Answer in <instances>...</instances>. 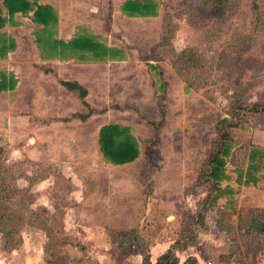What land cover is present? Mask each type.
<instances>
[{"label":"rangeland","instance_id":"obj_1","mask_svg":"<svg viewBox=\"0 0 264 264\" xmlns=\"http://www.w3.org/2000/svg\"><path fill=\"white\" fill-rule=\"evenodd\" d=\"M37 1L57 9L59 38L83 28L127 57L45 61L35 42L40 26L24 14L9 19L16 49L0 56V68L14 67L18 82L0 93V195L24 220L15 249L0 233V264H49L60 253L66 264H120L109 244L113 227L138 225L150 243L173 242L183 216L207 197L201 170L224 118L235 123L227 178L207 199L196 247L177 252L180 264L194 252L202 258L188 264H264L257 252L264 236L252 249L237 228L238 216L264 208V112L252 116L239 106L264 93V0H257L260 15L254 0H232L231 13L219 17L200 16L203 0H157L151 17L127 15L126 0ZM60 79L85 85L89 106ZM110 123L131 127L140 146L134 161L103 157L99 132ZM255 148L261 151L251 160ZM251 176L258 181L246 182ZM222 211L229 233L216 225ZM62 237L69 243L60 245ZM231 247L236 256L223 259Z\"/></svg>","mask_w":264,"mask_h":264},{"label":"trees","instance_id":"obj_2","mask_svg":"<svg viewBox=\"0 0 264 264\" xmlns=\"http://www.w3.org/2000/svg\"><path fill=\"white\" fill-rule=\"evenodd\" d=\"M234 8L232 0H203L200 16H225L231 13ZM254 8L260 15L259 4L254 0ZM160 3L157 0H126L122 4V10L132 17H151L159 13ZM24 14L30 16L32 21L39 25V29L35 32V42L40 50L43 60H89L101 59L119 61L127 57L126 51L121 47L110 46L101 40L100 36L79 28L78 32L71 39L65 40L57 36L59 26V14L57 9L48 3H39L37 0H0V28H3L9 19L16 14ZM0 34V40L1 38ZM0 55L6 58L10 51L15 50L16 42L13 38H6L0 42ZM46 72L51 70L46 69ZM162 74V73H161ZM18 80L14 73L2 71L0 74V93L6 90L14 89ZM60 83L68 90L79 92L82 102L89 106L87 101L88 88L78 80L60 79ZM166 81L162 80L161 87L165 89ZM165 91L161 95L159 109L161 114H165ZM241 108H247L251 115L264 112V93L260 95L259 100L253 103L240 102ZM90 113H75V117L87 119ZM233 116H238L233 115ZM162 122V121H161ZM237 124H240L239 122ZM157 126V125H156ZM235 126L233 119L224 118L219 121L217 126L218 136L215 141V147L212 153L205 161L201 174L203 181L201 184L207 186V197L203 199L202 207L196 212L184 215L181 224L179 236L171 244L170 248L160 256L156 261L152 260L150 253L151 243L142 236L140 228H130L127 230L110 229L109 234L113 243L117 244L122 256H127L132 250V244L137 243L143 256L142 264H180V257L177 253L179 250H185L190 245L197 244L199 230L207 228V210L209 202L207 199L210 195L220 187V182L227 178L224 173L225 157L230 154V144L232 142L231 128ZM99 144L103 157L117 165L126 164L134 161L140 154V146L137 137L132 133L130 126L120 123H110L101 127L99 132ZM260 149L251 151V160L255 159ZM252 166H255L252 164ZM257 182L254 177H247L246 182ZM3 190V189H2ZM0 195V233L5 238V247L7 249H15L21 242V223L24 216L17 211L10 209L5 205ZM229 206V205H228ZM227 213L221 212V216L217 219V227L222 231H233L232 225L226 223L228 228L223 225L224 217ZM238 226L240 229L243 225L244 229H240L243 238H247L251 248H255L256 244L262 240L264 236V208H253L247 216H238ZM69 243L65 237L61 238L60 245ZM235 247V246H234ZM264 251L258 247L257 252ZM45 252H48V246H45ZM237 252L231 247L230 253L222 255L223 259H230L236 256ZM51 256H57L53 254ZM69 260L68 256L61 253L57 259H47L49 264H66ZM188 260L197 262L195 256H190L184 264H188Z\"/></svg>","mask_w":264,"mask_h":264},{"label":"crops","instance_id":"obj_3","mask_svg":"<svg viewBox=\"0 0 264 264\" xmlns=\"http://www.w3.org/2000/svg\"><path fill=\"white\" fill-rule=\"evenodd\" d=\"M18 14H20V13H18ZM18 14H16L13 18H15ZM13 18H12V20H13ZM11 20V21H12ZM14 22V21H13ZM10 23V21L8 20V22H7V24L3 27V28H0V34H2L1 35V40H0V42H2V41H4V40H6V38L8 39V38H13L14 39V37H12V36H10V34H8L7 32H6V27H7V25ZM37 25V24H36ZM38 26V25H37ZM16 41V40H15ZM0 47H1V43H0ZM16 49V48H15ZM14 52H15V50H13V51H10L9 52V54L8 55H11V54H14ZM1 56V55H0ZM8 57V56H7ZM6 57V58H7ZM3 59H5V58H3ZM42 59V58H41ZM43 60V59H42ZM45 61H49V60H45ZM14 68V67H13ZM12 68V69H13ZM12 69H9V68H5V67H2V68H0V72H2V71H6V72H12V73H14L15 71H14V69L12 70ZM14 71V72H13ZM15 74V73H14ZM2 93V92H1ZM135 227H137V228H139L140 226H138V225H136V226H131V227H113V228H111V229H115V230H127V229H130V228H135ZM141 228V227H140ZM140 231H141V234H142V236L143 237H145V233H144V230H143V228L142 229H140ZM110 236V235H109ZM145 238H147V237H145ZM197 241H198V238H197ZM174 242V241H173ZM173 242H171V243H168V242H166V241H155V242H153V243H151V246H150V253H151V256H152V260L153 261H156L157 260V258H158V256H160L161 254H163V253H165L169 248H170V246H171V244L173 243ZM199 242V241H198ZM198 242H197V244H198ZM109 244H113V245H116L117 246V248H118V258H119V262H120V264H142V260H143V256H142V254H141V252H140V248H139V246H138V249L135 251V245L134 244H137V243H133L132 244V250H131V252L127 255V256H122L121 255V253H120V249H119V247H118V245L117 244H115V243H113L112 242V240H111V237H110V242H109ZM196 247V245H190L189 247H188V249H186L185 251L184 250H179L181 253H187V251H189V248H192V247ZM179 251H177V252H179ZM189 256H195L196 258H197V260H199L200 259V257H201V255H200V253H198V252H194V253H188V255H187V257H184V258H188ZM202 258V257H201ZM183 260H185V259H183Z\"/></svg>","mask_w":264,"mask_h":264},{"label":"built area","instance_id":"obj_4","mask_svg":"<svg viewBox=\"0 0 264 264\" xmlns=\"http://www.w3.org/2000/svg\"><path fill=\"white\" fill-rule=\"evenodd\" d=\"M209 264V263H208Z\"/></svg>","mask_w":264,"mask_h":264}]
</instances>
